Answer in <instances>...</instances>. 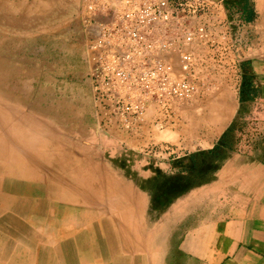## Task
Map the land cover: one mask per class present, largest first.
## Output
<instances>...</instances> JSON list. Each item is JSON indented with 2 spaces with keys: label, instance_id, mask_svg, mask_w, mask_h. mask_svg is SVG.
<instances>
[{
  "label": "rangeland",
  "instance_id": "rangeland-1",
  "mask_svg": "<svg viewBox=\"0 0 264 264\" xmlns=\"http://www.w3.org/2000/svg\"><path fill=\"white\" fill-rule=\"evenodd\" d=\"M121 3L0 0V169L21 159L18 164L38 174L51 193H77L84 214L91 211L96 224L100 217L112 220L120 250L132 264L216 262V236H201L200 226L217 218L210 209L219 200L213 190L218 161L227 153L246 155L261 140L256 91L252 83L255 95L241 106L242 81L237 90L227 77L234 68L222 69L215 56L194 45V55L204 64L197 66L195 90L188 98L168 105L149 99L123 102L125 107L142 102V114L103 109L90 82L95 33L89 6ZM214 34L210 44L217 42ZM171 61L177 72V58ZM238 104L228 126L233 117L228 111ZM11 230L0 220V264L24 246ZM88 256L81 258L87 264H113L100 250Z\"/></svg>",
  "mask_w": 264,
  "mask_h": 264
},
{
  "label": "built area",
  "instance_id": "built-area-1",
  "mask_svg": "<svg viewBox=\"0 0 264 264\" xmlns=\"http://www.w3.org/2000/svg\"><path fill=\"white\" fill-rule=\"evenodd\" d=\"M218 8L210 0H122L118 6L90 5L95 33L90 82L99 106L114 114H142V102L129 107L123 102L149 99L168 105L171 100L188 98L195 90L197 66L204 64L194 55L193 46L206 49L217 45L218 38L234 39L233 33L217 32ZM213 34L217 42L210 44Z\"/></svg>",
  "mask_w": 264,
  "mask_h": 264
},
{
  "label": "crops",
  "instance_id": "crops-1",
  "mask_svg": "<svg viewBox=\"0 0 264 264\" xmlns=\"http://www.w3.org/2000/svg\"><path fill=\"white\" fill-rule=\"evenodd\" d=\"M210 1L219 4L217 32L224 36L233 33L234 41L218 38L217 45L204 50L216 57L214 62L222 69L234 68V75L227 77L237 90L242 68L247 69L257 94L254 109L261 140L246 155L227 153L218 161L213 190L219 200L215 209H210L217 211V218L215 223L202 224L200 235L216 236L217 261L207 264H264V0ZM238 110L239 104L230 107L228 114L233 117L228 126Z\"/></svg>",
  "mask_w": 264,
  "mask_h": 264
},
{
  "label": "bare ground",
  "instance_id": "bare-ground-1",
  "mask_svg": "<svg viewBox=\"0 0 264 264\" xmlns=\"http://www.w3.org/2000/svg\"><path fill=\"white\" fill-rule=\"evenodd\" d=\"M18 163L10 161L0 169V220L11 224L12 236L20 239L16 243L24 245L21 250L11 253L7 264H87L81 259L84 254L92 256L99 250L109 255L113 264H132V259H128L120 250L118 232L112 220L100 217L96 224V217L91 215V211L84 214V206L78 201L77 193L71 194L72 197L58 191L51 193L53 189L46 188L38 174ZM71 173L76 175L74 166ZM113 194H110L112 199ZM120 217L125 221L128 219L126 213L120 212ZM84 221L83 228L76 232L74 229L81 227ZM37 243L43 245L37 247ZM156 247V244L152 247L154 252ZM138 249L133 251L136 262L139 260Z\"/></svg>",
  "mask_w": 264,
  "mask_h": 264
},
{
  "label": "trees",
  "instance_id": "trees-1",
  "mask_svg": "<svg viewBox=\"0 0 264 264\" xmlns=\"http://www.w3.org/2000/svg\"><path fill=\"white\" fill-rule=\"evenodd\" d=\"M242 74V82L239 93V101L241 106H243L245 102L250 101L255 95V92L252 89V78L247 73V71H245L244 67L242 68Z\"/></svg>",
  "mask_w": 264,
  "mask_h": 264
}]
</instances>
